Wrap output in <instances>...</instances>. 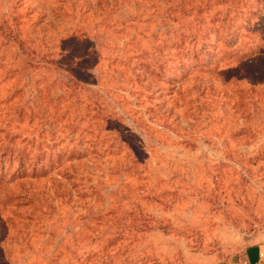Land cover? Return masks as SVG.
Wrapping results in <instances>:
<instances>
[{"label": "rangeland", "instance_id": "obj_1", "mask_svg": "<svg viewBox=\"0 0 264 264\" xmlns=\"http://www.w3.org/2000/svg\"><path fill=\"white\" fill-rule=\"evenodd\" d=\"M262 236L264 0H0V264H228Z\"/></svg>", "mask_w": 264, "mask_h": 264}, {"label": "trees", "instance_id": "obj_2", "mask_svg": "<svg viewBox=\"0 0 264 264\" xmlns=\"http://www.w3.org/2000/svg\"><path fill=\"white\" fill-rule=\"evenodd\" d=\"M203 8V6L199 5L198 8ZM192 32V31H190ZM177 49L178 53H182L184 56L190 57H197L199 54L202 53L203 49L206 47L203 41H178ZM58 62V61H57ZM71 72H75V69L73 67L71 68ZM102 119L107 123V128L105 131L112 132L115 134L118 138H121L126 144H128V148L132 151L136 149L141 150L142 145L139 143L135 144V142L132 139V131L124 128V126H121L123 118L121 116L116 115H102ZM115 123V126H109L111 123ZM128 140H132L133 144H131ZM102 148V146H100ZM17 162L19 163V166L23 165V158L19 155H15ZM132 163L136 166H140L143 164V159L139 158L138 155H134L132 157Z\"/></svg>", "mask_w": 264, "mask_h": 264}, {"label": "crops", "instance_id": "obj_3", "mask_svg": "<svg viewBox=\"0 0 264 264\" xmlns=\"http://www.w3.org/2000/svg\"><path fill=\"white\" fill-rule=\"evenodd\" d=\"M228 264H264V236L246 242Z\"/></svg>", "mask_w": 264, "mask_h": 264}]
</instances>
